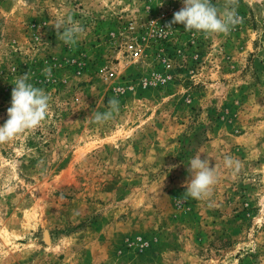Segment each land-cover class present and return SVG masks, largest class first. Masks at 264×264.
Returning a JSON list of instances; mask_svg holds the SVG:
<instances>
[{
  "label": "rangeland",
  "instance_id": "rangeland-1",
  "mask_svg": "<svg viewBox=\"0 0 264 264\" xmlns=\"http://www.w3.org/2000/svg\"><path fill=\"white\" fill-rule=\"evenodd\" d=\"M182 7L0 0V126L19 76L51 97L0 144V264H264V0H238L240 22L209 37L167 28ZM68 17L73 46L51 25ZM198 153L217 181L185 199Z\"/></svg>",
  "mask_w": 264,
  "mask_h": 264
},
{
  "label": "clouds",
  "instance_id": "clouds-1",
  "mask_svg": "<svg viewBox=\"0 0 264 264\" xmlns=\"http://www.w3.org/2000/svg\"><path fill=\"white\" fill-rule=\"evenodd\" d=\"M183 7L174 13L173 24L184 25L186 32L202 33L205 37L216 34H227L230 27L240 22L236 12L238 0H225L223 11L212 3V0H182ZM54 26L57 39L69 46L75 45L80 39L83 29L68 17L66 20H56ZM51 69H45L50 73ZM28 73L16 78L12 89L11 107L7 110L8 119L0 126V144L10 142L18 135L38 128L45 120L51 97L44 89L28 83ZM109 110L105 113L96 112L90 119L96 123H103L113 117L118 111L119 101L116 98L109 100ZM239 161L231 157L225 158V165L229 168H239ZM188 172L190 179L186 183L185 199H203L210 195L212 186L217 181L216 168L210 166L209 159H201V153L189 159Z\"/></svg>",
  "mask_w": 264,
  "mask_h": 264
},
{
  "label": "built area",
  "instance_id": "built-area-1",
  "mask_svg": "<svg viewBox=\"0 0 264 264\" xmlns=\"http://www.w3.org/2000/svg\"><path fill=\"white\" fill-rule=\"evenodd\" d=\"M127 49H128V52H129L131 58L137 59L140 57L141 51L135 45L129 44Z\"/></svg>",
  "mask_w": 264,
  "mask_h": 264
}]
</instances>
